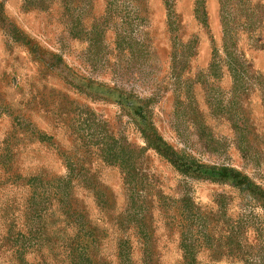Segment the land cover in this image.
<instances>
[{
    "label": "rangeland",
    "instance_id": "rangeland-1",
    "mask_svg": "<svg viewBox=\"0 0 264 264\" xmlns=\"http://www.w3.org/2000/svg\"><path fill=\"white\" fill-rule=\"evenodd\" d=\"M256 76L264 0H0V264L264 261L235 185L264 191ZM145 123L184 167L140 153Z\"/></svg>",
    "mask_w": 264,
    "mask_h": 264
},
{
    "label": "trees",
    "instance_id": "trees-1",
    "mask_svg": "<svg viewBox=\"0 0 264 264\" xmlns=\"http://www.w3.org/2000/svg\"><path fill=\"white\" fill-rule=\"evenodd\" d=\"M224 32L227 35V31L225 29V24H224ZM176 56V53H175ZM174 56V58H175ZM240 67V70L242 71V74H247L248 76V71H246L244 65L238 64ZM215 66V62H213L210 66V71L213 69ZM236 78V79H235ZM255 86L259 87V91L263 93V102H264V78L260 76H256L253 78ZM249 81L248 80H239L237 77L234 76L233 78V87H232V92H237V90L241 91L243 89H247L246 87H249ZM243 124L237 125L234 124V127L238 132L241 134L243 133ZM142 136L145 141V148L141 149L140 153L144 154L148 150H153L156 152L159 156L167 160L170 164H172L174 167L182 168L185 166V164L180 162V157L179 155L175 152V150L162 138V136L158 133L157 129L152 126L151 124L145 123L144 128L142 129ZM127 154L121 160L116 156V154H113L111 157V161H114L115 163H118L120 169L122 170V173L124 175V180L125 183L128 187L135 188L133 187V184L135 183V168H134V163L136 160L134 149L127 147ZM120 161V162H117ZM71 167V165H69ZM235 185L238 186L240 189V192H245V196L247 199L253 201L255 204H257L263 211V219H264V191L256 185H252L250 181H248L247 178L242 177V176H237V181L235 182ZM186 202L184 203V209H187L188 207V201L185 200ZM187 233L183 234L182 241H181V247L183 248V251L187 254L190 251V246L188 244V241L186 239ZM126 252H124L123 248L120 249V256L121 258H126L130 253L127 251L125 248ZM255 258V257H254ZM254 258H247L244 260L245 264H264V261L261 259H256Z\"/></svg>",
    "mask_w": 264,
    "mask_h": 264
}]
</instances>
